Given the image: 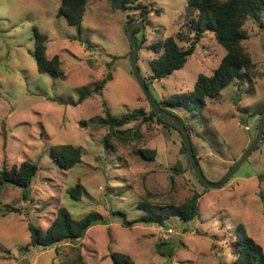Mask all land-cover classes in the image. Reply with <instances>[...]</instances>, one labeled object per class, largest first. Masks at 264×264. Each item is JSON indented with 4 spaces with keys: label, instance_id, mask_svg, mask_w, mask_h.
<instances>
[{
    "label": "rangeland",
    "instance_id": "1",
    "mask_svg": "<svg viewBox=\"0 0 264 264\" xmlns=\"http://www.w3.org/2000/svg\"><path fill=\"white\" fill-rule=\"evenodd\" d=\"M187 4H124L137 8L134 12L145 25L137 34L142 42L138 65L158 102L192 90L226 54L215 35L206 32L185 66L167 78L150 79V61L161 52H153L151 44L171 34H189ZM60 5L61 0H0V170L25 160L39 165L29 197L19 187L0 188V264H114L113 252L129 255L135 264H234L231 244L243 225L264 248V138L235 175L215 189L199 181L182 134L156 117L144 123L141 115L127 125H138L139 137H113L107 147L109 128L97 122L106 116V108L113 115L138 108L147 115L151 109L130 65L131 15L116 9L114 0H88L82 24L72 26L58 16ZM140 8H148L143 19ZM260 17L244 25L249 36L244 46L256 64L250 76L207 99L197 115L164 105L187 126L199 165L211 182L221 181L241 158L264 113V11ZM35 29L48 35V56L60 55L65 80L38 71ZM109 73L112 79L103 83ZM86 89L90 96L80 104ZM59 144L80 146L81 162L62 169L49 155V148ZM140 148L155 149V159L141 158L136 153ZM78 185L83 193L75 200L70 191ZM195 192L201 194L199 214L190 223L173 217L168 228L146 223L129 228L112 215L121 210L132 220L144 214L140 201L182 203ZM61 207L77 219L94 212L103 222L78 243L31 245L28 224L47 229Z\"/></svg>",
    "mask_w": 264,
    "mask_h": 264
},
{
    "label": "trees",
    "instance_id": "2",
    "mask_svg": "<svg viewBox=\"0 0 264 264\" xmlns=\"http://www.w3.org/2000/svg\"><path fill=\"white\" fill-rule=\"evenodd\" d=\"M131 2L132 0H125L124 4ZM87 3L88 0H61L58 16H65L69 25L80 26L83 22ZM114 3H116V0H114ZM262 11H264V0H188L185 17L189 34L186 36L182 35V33L171 34L163 41L151 44L150 49L153 52H161L150 61L153 70L150 79L167 78L176 70L185 66L188 59L194 54L196 44L206 32H212L215 35L217 42L226 50V54L213 73L201 76L192 90L175 94L168 98L167 101H159V104L163 108L164 105L172 108L184 107L190 113L197 115L205 107L207 99L218 97L234 81L244 76H250L255 70L256 64L244 46V42L249 38L244 25L250 18L260 21ZM129 18L133 20L132 16H129ZM140 31H142L141 28L135 29L136 37ZM143 36L144 34L142 33ZM34 39L35 48L33 54L37 62L38 71L40 73H51L65 80L67 75L62 68L60 55L55 54L49 57L47 54L46 43L48 35L35 29ZM179 41H185L189 44L183 46ZM141 44H139V47ZM143 78L149 87L147 79ZM111 79L112 74L109 73L103 83ZM90 92L87 89L82 90L78 103H83L90 96ZM262 113L260 112V115ZM105 114L106 116L98 119L97 122L99 126L109 128V132L105 137V145L107 147L113 145V137L122 140L139 137L140 129L138 125L132 127H127V125L134 120H138L141 115H143L142 121L144 123L156 117L160 123L179 131L164 122L152 108L147 115L143 108L121 115H113L106 108ZM82 123L85 124V121ZM179 132L181 133V131ZM193 149L196 156L194 146ZM136 153L146 160H154L157 155L155 149L148 148H140ZM49 155L62 169L69 170L81 162L83 149L73 144H59L49 148ZM38 170V163L31 160L23 161L19 167L8 168L4 166L0 170V188L7 186L22 188L23 195L27 198L30 195ZM82 191L83 186L78 185L70 191V194L73 199L79 200L81 199ZM200 197L201 194L195 192L182 203L158 204L147 200L140 201L138 206L140 210L144 211V214L132 220L128 218L126 212L121 210L113 211L112 215L122 220L123 225L129 228L137 223L155 224L162 228H168V220L173 217L180 218L185 223L195 220L199 214ZM102 222L101 217L94 212L77 219L73 217L66 207H61L47 229L43 230L34 223L28 224L31 245L50 248L64 242L78 243L86 236L88 229ZM234 237L231 244L234 264H264L263 246L247 233L244 225L235 230ZM166 246L168 245L166 244ZM111 258L114 264H135L131 257L124 253L113 252ZM79 259L80 262H83L82 256ZM66 264L72 263L68 262Z\"/></svg>",
    "mask_w": 264,
    "mask_h": 264
},
{
    "label": "water",
    "instance_id": "3",
    "mask_svg": "<svg viewBox=\"0 0 264 264\" xmlns=\"http://www.w3.org/2000/svg\"><path fill=\"white\" fill-rule=\"evenodd\" d=\"M125 0H116L115 7L116 9L121 10L122 12L130 14L134 19L131 20L128 24L127 30L128 35L130 39V43L132 46V54L130 57V65L133 72L134 77L136 78L137 82L139 83L141 89L143 90L148 102L151 105L152 110L166 123L170 124L171 126L177 128L182 133V141L185 145L186 152L188 154V158L190 161V164L198 177L199 181L202 182L206 187L208 188H221L223 187L239 170V168L242 166V164L246 161V159L251 155V153L257 148L259 143L261 142L263 135H264V113L261 114L258 122L257 127V133L253 140V142L250 144V146L246 149L244 154L241 156V158L234 164V166L231 168V170L222 178L219 182H211L209 181L206 176L204 175L199 162L194 154V149L190 137L189 130L187 129L184 122L177 117L172 112L164 109L159 102L156 100V98L153 96L151 90L149 89L145 79L143 78L139 65H138V54L140 51V47L137 41V37L135 34L136 28H141L142 30L145 28V25L143 23V20H139L138 15L134 11L137 10V8L134 7H127L124 5ZM133 1V0H132ZM140 17L143 19L144 16H146L148 13V8H144L143 10L140 8ZM141 10L143 13H141Z\"/></svg>",
    "mask_w": 264,
    "mask_h": 264
},
{
    "label": "flooded vegetation",
    "instance_id": "4",
    "mask_svg": "<svg viewBox=\"0 0 264 264\" xmlns=\"http://www.w3.org/2000/svg\"><path fill=\"white\" fill-rule=\"evenodd\" d=\"M134 19V18H133Z\"/></svg>",
    "mask_w": 264,
    "mask_h": 264
}]
</instances>
